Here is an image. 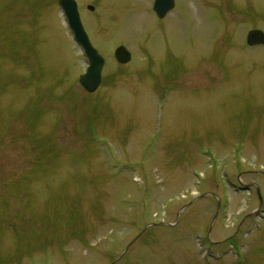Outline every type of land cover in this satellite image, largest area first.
<instances>
[{
    "label": "rangeland",
    "instance_id": "rangeland-1",
    "mask_svg": "<svg viewBox=\"0 0 264 264\" xmlns=\"http://www.w3.org/2000/svg\"><path fill=\"white\" fill-rule=\"evenodd\" d=\"M76 1L93 93L57 0H0V264H264V0Z\"/></svg>",
    "mask_w": 264,
    "mask_h": 264
},
{
    "label": "water",
    "instance_id": "water-1",
    "mask_svg": "<svg viewBox=\"0 0 264 264\" xmlns=\"http://www.w3.org/2000/svg\"><path fill=\"white\" fill-rule=\"evenodd\" d=\"M58 4L65 14L74 39L81 45L87 58L88 65L85 72L79 76V83L84 90L92 93L98 88L101 82L104 58L90 44L81 23L75 0H58ZM173 7L174 0H154L153 2V10L159 18H163ZM89 8L91 10L93 9L92 6H89ZM246 40L249 45H264V33L259 29L250 30L247 33ZM114 57L119 63L124 64L130 60L131 55L125 46L120 45L115 49Z\"/></svg>",
    "mask_w": 264,
    "mask_h": 264
},
{
    "label": "flooded vegetation",
    "instance_id": "flooded-vegetation-1",
    "mask_svg": "<svg viewBox=\"0 0 264 264\" xmlns=\"http://www.w3.org/2000/svg\"><path fill=\"white\" fill-rule=\"evenodd\" d=\"M89 10V9H88ZM92 11V10H91Z\"/></svg>",
    "mask_w": 264,
    "mask_h": 264
}]
</instances>
